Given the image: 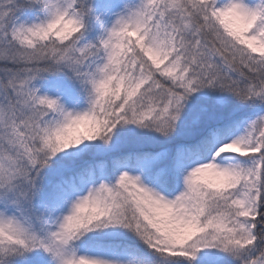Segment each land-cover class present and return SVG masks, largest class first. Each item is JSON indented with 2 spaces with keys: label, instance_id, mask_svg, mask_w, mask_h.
Masks as SVG:
<instances>
[{
  "label": "snow or ice",
  "instance_id": "snow-or-ice-1",
  "mask_svg": "<svg viewBox=\"0 0 264 264\" xmlns=\"http://www.w3.org/2000/svg\"><path fill=\"white\" fill-rule=\"evenodd\" d=\"M0 264H264V0H0Z\"/></svg>",
  "mask_w": 264,
  "mask_h": 264
}]
</instances>
